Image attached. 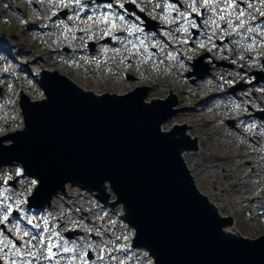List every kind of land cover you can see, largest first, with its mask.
<instances>
[{
  "label": "rangeland",
  "instance_id": "1",
  "mask_svg": "<svg viewBox=\"0 0 264 264\" xmlns=\"http://www.w3.org/2000/svg\"><path fill=\"white\" fill-rule=\"evenodd\" d=\"M239 1H242L243 5H253L255 12L264 5V0ZM99 2L0 0V46L10 49L13 54L7 55L0 47V71L8 73L15 65L21 67L15 74L13 73L14 75L3 76L0 80V100L9 105L12 112L10 115L9 110H6L0 119L13 118L8 126L0 125V137L22 129L24 125L22 117L16 115V110H19L20 106L13 96L15 91L24 89L31 100L45 97L44 91L36 81L41 67L51 72L58 70L60 75L68 74L76 85L97 94L109 91L124 95L136 86L147 85L149 88L145 100L151 102L164 98L170 91L176 96L174 108L181 110L163 125L167 130L174 124H187L189 126L187 132L197 139L198 150L190 151L185 155V160L187 167L195 176L199 190L222 206L223 215L231 212L229 215L236 220V224L230 232L239 233L250 239L263 236L264 177L251 172V168L256 167V172L261 173L260 160L264 153H261L259 147L247 141L244 134L260 135L264 128L259 131L253 130L251 127L254 126V122L251 121L237 120L234 125H229L226 121L233 117L237 119L239 116L235 95L242 92L241 95L247 97L245 101L250 100L251 105L263 113L262 119L255 118V121L264 122V86L251 82L253 80L251 77L242 80L249 83H240L238 92H229L230 85L239 83L240 78L244 76L236 71L235 66L244 67L246 72H250L251 67H254V61L244 59L246 57L243 55L242 58L240 54L242 47L236 46L233 38L230 41L232 47L224 46L226 52L222 51V48H215L216 45L209 41L216 37L228 36V30L233 28L230 24L226 25L228 11H231L233 6L242 9V5L239 3L234 5V0H176L170 1L169 5L165 0ZM127 3H134L135 10L126 8ZM202 8H208L206 9L208 13L204 17L200 11ZM108 13H113V17L107 20L108 24L103 25L104 14ZM140 13L152 20L149 21L151 29L147 33H137L138 29H143L141 25L147 23ZM261 15L264 16V11ZM124 17H128L130 21H123ZM50 18L53 19L48 21ZM114 18L117 21L111 23ZM43 21H48L47 25L42 24ZM29 22L32 23V27L24 26L23 23ZM69 22H73L75 31L68 34L65 31L70 30ZM159 25L163 26L164 30H161ZM256 27L263 31L264 21ZM172 31L177 32L179 36H174ZM245 33L239 34L238 37L244 39L251 37L256 40L254 36ZM162 34L164 39L179 43L180 46L175 48L174 52L169 50L166 41L161 38ZM92 43L94 49L91 48ZM202 47L208 50L214 48L210 51L211 57L203 59L206 63L209 62V66L215 65L212 57L226 64L215 66L216 74L205 77L210 86L203 83V80L193 82L194 77L199 79L204 75L201 67L195 76L188 77L194 59L202 54L200 53ZM244 47L249 50L248 40L245 41ZM149 48L155 49L154 52L148 51ZM103 56H106L108 61ZM253 57L255 59L257 56ZM112 63L114 65H111ZM121 71L129 74L128 79L122 77ZM258 71L264 74V69L260 68ZM228 75L231 78L227 77ZM219 80L228 83V89L223 88ZM259 80L264 82V75L260 76ZM5 82L7 86H4ZM192 83H198L201 89L189 91L186 85ZM219 90H226L225 97L215 94ZM196 111L199 113L196 114ZM5 139L2 144L13 143L9 138ZM260 140V144H264V137H260ZM7 152L9 150L2 153L0 161L8 159ZM241 153L245 155L244 158H238ZM221 156L237 158L233 164H238V167L231 164V169L235 173L234 180L229 175L224 176V169L229 168L223 164L224 160L217 161V158H222ZM0 170V195L3 199L0 218L8 217L9 207L18 212L10 216L11 224L0 228L2 264H115L116 257L120 258L121 264H133L136 258L141 264L149 261L147 249L143 246L124 253L119 251L120 255L114 253V256L107 257V247L102 243L103 240L110 238L111 248L117 250L118 242L128 241L132 234V230L123 222H118L117 226L115 224L116 213L121 211L120 205L113 213H108L106 209L98 208L90 189L82 190L67 183L65 185L68 187L67 190L52 197V208L35 207L36 212L28 215L23 202L25 197L28 198L32 194L35 179L30 175L22 176V168L18 161L3 165ZM235 181L238 183L237 187L232 185ZM108 192L110 199L115 201L116 195ZM215 192L220 195V199L214 196ZM260 193L261 199L250 203L253 197ZM27 223L36 227V234L30 230ZM98 225L108 228L110 237L102 236ZM3 229H8L12 236ZM67 232H71L72 236H66ZM38 235L46 238V245L39 242ZM59 235L63 240L58 241L56 237ZM13 236H17L19 246L11 238ZM12 244L17 249L13 248ZM91 244L96 245L98 252L95 255L88 251V247H92ZM48 246H53L58 254L53 262L46 255ZM91 257L94 258L91 260Z\"/></svg>",
  "mask_w": 264,
  "mask_h": 264
},
{
  "label": "water",
  "instance_id": "2",
  "mask_svg": "<svg viewBox=\"0 0 264 264\" xmlns=\"http://www.w3.org/2000/svg\"><path fill=\"white\" fill-rule=\"evenodd\" d=\"M41 76L46 98L23 95L25 127L0 137V156L9 150L0 167L18 161L38 180L31 205H50L67 183L97 191L104 202L111 191V205L124 204L136 231L133 247H145L154 264H264V235L226 233L232 219L197 187L182 155L198 149L188 127L162 130L180 111L175 96L147 102L148 87L96 94L57 72ZM5 138L13 143L2 144Z\"/></svg>",
  "mask_w": 264,
  "mask_h": 264
},
{
  "label": "bare ground",
  "instance_id": "3",
  "mask_svg": "<svg viewBox=\"0 0 264 264\" xmlns=\"http://www.w3.org/2000/svg\"><path fill=\"white\" fill-rule=\"evenodd\" d=\"M71 1H75V0H71ZM80 4H82V3H80ZM261 8H263V5H261ZM236 10L237 11H240V8H237L236 7ZM182 11H184V9H182ZM71 23V22H70ZM76 29H77V27H76ZM94 39H96L95 37H94ZM94 41H96V40H94ZM65 42L66 43H69V41L68 40H65ZM71 43V42H70ZM72 45H74L73 43H71ZM2 48V47H1ZM2 49H4V51L5 52H7V49L6 48H2ZM103 58H106V56H103ZM107 61H108V59H106ZM111 65H113V64H111ZM16 68L18 67V66H15ZM42 69H44V67H41ZM215 71V68H213L212 69V71H211V76H212V74H213V76L216 74V72H214ZM205 77L206 76H203V77H201V78H199V79H197V80H203V83H207L208 84V86H210L209 85V81L208 80H206L205 79ZM0 80H2V77L0 76ZM4 84V86H7V82H5V83H3ZM187 87H188V89H189V91H191V92H193V91H195L196 89H201V86L199 87V84L198 83H192V84H190V85H186ZM92 91V90H91ZM132 92V91H131ZM216 95H221V96H223V97H225V94H226V92H224V91H221V90H219L217 93H215ZM215 95V96H216ZM221 96H219V97H221ZM224 101V100H223ZM225 102V101H224ZM6 110H9V114L11 115L12 114V112L10 111V108H9V105H7V106H5V104L3 103V101L2 100H0V117H3L4 115H5V112H6ZM18 113H19V110H18ZM196 114H198L199 113V111H196L195 112ZM12 120H13V118L12 117H6V118H1L0 119V125H9L11 122H12ZM162 130H164V131H168V129L167 130H165V125H163L162 127ZM164 128V129H163ZM257 137V136H256ZM190 152V150H184L183 151V153H182V155H183V159H184V161L186 162V160H185V155H187L188 153ZM194 152V151H193ZM196 152V151H195ZM262 156V155H261ZM222 158H217V161H223L224 160V162H223V164H225L226 165V167L227 168H229V170H226V169H224V171H225V173H224V176L226 177V176H230L233 180H234V172L232 171V169H231V164H233V162L237 159L236 157H229V156H221ZM245 157V155L243 154V153H241V155H238V158H244ZM261 161V165H260V171H261V173H258V172H256V167H252L251 168V172H253V173H256L257 175L258 174H260L259 175V177L260 176H263L264 177V156H263V158L260 160ZM186 164H187V162H186ZM196 165H198V164H196ZM217 165H219V164H217ZM216 165V166H217ZM234 166H236L237 165V167H238V164H233ZM243 178H246V176H243ZM240 179V178H239ZM264 180V179H263ZM216 184V183H215ZM233 186H235V187H237V185H238V183H237V181H235V184H232ZM67 186L65 187V190H67ZM223 192H224V190H223ZM203 193V192H202ZM204 194V193H203ZM214 196L217 198V199H220V195L217 193V192H215L214 193ZM209 198V197H208ZM259 199H261V194H258L257 196H255V197H253V199L250 201V203H253V201H257V200H259ZM209 201H210V203L214 206V208L216 209V211L218 212V214L221 216V217H224V218H232V216H230L229 215V212L230 211H228L225 215H223L222 214V212H221V209H222V206H220V205H218L217 203H215V202H213L210 198H209ZM53 207V206H52ZM51 207V208H52ZM121 207H124V204L122 203L121 204V206H120V208ZM231 213V212H230ZM232 224L231 225H226L224 228H223V230L226 232V233H228V234H230V235H233L232 234V232H230V230L232 229V227L236 224L235 223V221H234V219H232ZM117 226V225H116ZM105 232L106 233V230H101V232ZM101 234H103V233H101ZM107 235V234H106ZM102 243L107 247V257H110V256H114V251H113V249L111 248V242H110V238H107V239H105V240H103L102 241ZM92 245V247L91 246H89L88 247V251L92 254V255H95V254H97V250H96V245L95 244H91ZM115 264H121V260H120V258L119 257H116L115 258Z\"/></svg>",
  "mask_w": 264,
  "mask_h": 264
},
{
  "label": "flooded vegetation",
  "instance_id": "4",
  "mask_svg": "<svg viewBox=\"0 0 264 264\" xmlns=\"http://www.w3.org/2000/svg\"><path fill=\"white\" fill-rule=\"evenodd\" d=\"M217 43H219V44L226 43L228 45V44H230V40L226 37L224 39L217 38ZM259 103L262 104V102H259ZM258 112L260 113L259 115L262 117L263 116L262 111L260 109H258V110L255 109V114Z\"/></svg>",
  "mask_w": 264,
  "mask_h": 264
},
{
  "label": "snow or ice",
  "instance_id": "5",
  "mask_svg": "<svg viewBox=\"0 0 264 264\" xmlns=\"http://www.w3.org/2000/svg\"><path fill=\"white\" fill-rule=\"evenodd\" d=\"M34 183H35V181H34ZM6 219V218H5ZM66 251H67V249H65Z\"/></svg>",
  "mask_w": 264,
  "mask_h": 264
}]
</instances>
